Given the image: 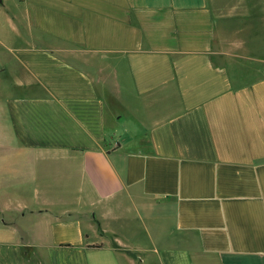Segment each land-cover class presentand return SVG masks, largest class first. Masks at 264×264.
I'll use <instances>...</instances> for the list:
<instances>
[{"label":"crops","instance_id":"crops-1","mask_svg":"<svg viewBox=\"0 0 264 264\" xmlns=\"http://www.w3.org/2000/svg\"><path fill=\"white\" fill-rule=\"evenodd\" d=\"M13 1L0 264H264V5Z\"/></svg>","mask_w":264,"mask_h":264},{"label":"rangeland","instance_id":"rangeland-1","mask_svg":"<svg viewBox=\"0 0 264 264\" xmlns=\"http://www.w3.org/2000/svg\"><path fill=\"white\" fill-rule=\"evenodd\" d=\"M250 3L254 1V3L258 2L259 4L264 5V0H249ZM245 0H211L210 5L216 12V15L221 17L222 23H231L232 26H240L239 21H244L245 16ZM14 5L13 0H1L0 2V19L1 17L5 18L4 12L8 10V7H12ZM235 6L236 11H235ZM249 35L254 34L253 31L249 30L247 32ZM1 53H0V64H1ZM7 72V70H5ZM7 74L4 72L2 76H0V87H6L8 90H10L9 87H11L10 83L6 80ZM7 93L0 91V98Z\"/></svg>","mask_w":264,"mask_h":264},{"label":"water","instance_id":"water-1","mask_svg":"<svg viewBox=\"0 0 264 264\" xmlns=\"http://www.w3.org/2000/svg\"><path fill=\"white\" fill-rule=\"evenodd\" d=\"M0 2H1V0H0Z\"/></svg>","mask_w":264,"mask_h":264}]
</instances>
